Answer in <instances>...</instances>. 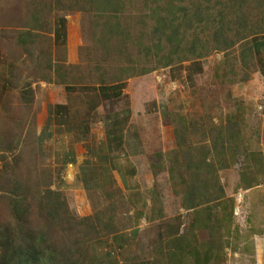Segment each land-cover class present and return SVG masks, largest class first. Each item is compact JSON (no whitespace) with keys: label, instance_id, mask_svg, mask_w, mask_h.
<instances>
[{"label":"rangeland","instance_id":"374dc122","mask_svg":"<svg viewBox=\"0 0 264 264\" xmlns=\"http://www.w3.org/2000/svg\"><path fill=\"white\" fill-rule=\"evenodd\" d=\"M118 1L117 5L124 11L121 16L124 22L122 29L129 33V37L103 36L100 20L104 19L91 11L89 0H61L63 6H70L67 11L53 8L56 0H0V48L13 61L15 81H21L20 88L12 99L6 101L0 113V226L15 230L17 219L11 207L13 195L25 197L21 208L29 206V211L23 216V223L34 231L46 228L52 240L51 250L65 248L73 239L68 237L69 234L66 237L61 233L59 228L62 225L57 222L50 229L44 227L50 222L46 223L47 217L38 204L40 196H46V191L52 190L60 195L67 211L78 218L92 215L96 207L101 213L108 214L111 211L112 215L113 207H117L116 217L113 218L117 229L108 232L105 228L108 217H104L100 225L107 235L102 232L101 237L84 244L85 261L87 257L89 259L88 251L94 241L108 240L111 235L120 232L117 221L128 214L134 215L135 211H142L147 220L143 219L135 225L138 226V238L150 249L159 252L160 248L164 249L168 244L171 250L173 238L183 236V256L191 258L190 254H194L198 259L203 258L204 261L199 264H264V54L255 53L254 50L251 53L252 43L260 40L264 33H248L250 28L256 30L259 27L256 22L264 16L260 12L264 2L213 0L207 6L200 5V9H211L206 17H199L203 20L196 21L194 26L202 32V39L207 38L203 40L208 41V47L214 45L210 32L220 23L215 22L219 12L223 19L230 22L231 29L223 27L224 35L231 34L232 39L234 35L237 38L246 35V38L238 39L236 46L227 52L211 50L205 58L183 62L168 57L172 60L168 66L159 67V64L145 56L146 53L156 52L155 48L160 46L157 44L159 33L154 30L156 16L150 17L151 10L157 5L156 0ZM200 1L173 0L176 6L171 7L181 13L179 7L195 6ZM147 3L152 6L144 8ZM50 5L52 8H49ZM46 6L49 9L44 11ZM62 14L74 20L80 15L79 23L76 20L68 21V25L71 22L75 27L80 25L78 39L81 44L71 64L59 63V55L55 52L58 49L53 42V19ZM104 17L109 18V15ZM46 19L51 22L48 26L51 31L41 28ZM205 19L212 22L208 25ZM34 20L40 23L35 30L32 29ZM139 20L142 24L137 25ZM192 31L190 29L186 34L190 35ZM25 33L34 36L25 38ZM191 38L197 39V36L194 34ZM241 43H247V49ZM171 50L170 47L165 50L161 47L157 51L168 54ZM241 53L249 56L245 64H242ZM147 69L151 71L143 75L142 72ZM220 73L224 76L220 77ZM117 80L122 83L133 81L132 85H136L134 81H140L143 88L144 85L147 88L148 84L152 87L147 97L141 98L144 103L150 104L143 124L155 133V136L147 135L143 140L148 142V163L155 160V154L170 153L175 149L173 129L179 116L188 125L185 147L195 149L202 144L210 149L212 136L219 133V138L222 141L225 139L224 151H233L234 155L228 158L232 159L229 168L218 172L225 197L223 202L211 205L213 216L208 227L203 224L202 216L195 218L198 210L181 208L178 194L181 191L178 184L169 180L172 174L167 172V161L160 162L159 165L164 163V169L158 166L157 174H154L150 164L145 173L144 169L140 172V178L144 181H140L143 183L140 191L123 193L119 188V192L124 194L121 200L107 181L113 175H110L111 171L106 165L104 167L108 170L100 172L99 178L101 176L106 180L103 189L108 191L97 194L92 190L88 192L75 179L82 167L101 166L98 156L103 155L107 163L104 138H97L95 134L89 143L87 140V144L81 145L85 159L80 166H74L69 171L70 176L65 174L63 180L61 176L65 168L52 164L53 155L43 157L36 127L42 102L47 97L41 95L46 86H40L39 83L88 85V81H92L91 85L95 86L98 81H102L101 86H108L116 84ZM127 102L126 97L122 104L127 107ZM106 105L113 108L110 102ZM229 133L232 137L238 135L239 142H235L232 137L228 142ZM67 139H63L64 143ZM252 152L261 156L263 165L256 170L262 169L256 174L262 176L258 177L259 185L243 189L239 174ZM182 153L179 151L177 154L180 159ZM117 185L115 183V187ZM219 219L223 221L220 223ZM163 253L166 251L163 250ZM156 257L166 264H179L168 262L163 254ZM186 263L191 264V261L188 259V262H183Z\"/></svg>","mask_w":264,"mask_h":264},{"label":"trees","instance_id":"16d2710c","mask_svg":"<svg viewBox=\"0 0 264 264\" xmlns=\"http://www.w3.org/2000/svg\"><path fill=\"white\" fill-rule=\"evenodd\" d=\"M264 2V0H261ZM118 0H89L91 11L94 12L97 16H100L104 19L100 20L101 22V32L103 36H117L120 38H124V36L129 37V33L122 29V25L124 22L121 21V16L124 14V11L121 10V6L117 5ZM213 0H201L200 4H196L195 6L179 7L181 13H178L176 10L172 9L171 6H176L173 4V0H156V7L154 10H151L150 17L156 16L154 25L155 29L159 33V37L157 39L158 46L160 45L162 49H167L170 47L172 50L169 51L168 54L165 52L159 53L157 50L161 49L159 46L156 52L151 54L146 53L145 56L152 61H155L159 64V67L163 65V67L168 66V64L172 61L169 58L174 57L176 60L183 62L185 60L191 59H202L205 58L206 54H210L211 50H218L219 52H227L230 49H233L238 39H245L246 35H240L238 38L234 35L233 39L231 34L229 36L224 35L223 27L226 26L227 29L230 28V22L223 19L219 12L215 22H220L215 25L217 27H213L211 31V37L213 39L214 45L213 47H208L209 44L207 38L202 39V32L195 29L196 21H202L201 17L208 13V10L211 9H200V5L207 6ZM151 3H147L144 8H150ZM43 7V6H42ZM70 6H63L61 0H56L54 9L67 11ZM52 8V5L49 6ZM48 6L44 7V11L49 9ZM68 8V9H65ZM73 9V8H72ZM89 10V7H88ZM179 10V12H180ZM222 12V11H221ZM264 14V8L260 10ZM108 14L109 18H105L104 15ZM148 17H145L147 19ZM226 18V17H225ZM206 24H210L211 22L208 19ZM39 20H34L32 29H38L40 25ZM141 20L138 21V24H142ZM144 22V21H143ZM50 21L45 20L44 27L46 31H51ZM258 24V28L256 30H252L250 28L249 34H262L264 33V16L261 17L259 21L256 22ZM214 25V24H213ZM245 26V23L243 24ZM192 29L190 35L186 33ZM256 32V33H255ZM31 34V33H30ZM197 36V39L191 38L193 35ZM25 38L34 36H29L28 33H25ZM209 37V38H211ZM142 37H140L141 39ZM249 36L247 37V39ZM139 39V40H140ZM138 40V41H139ZM34 41V40H32ZM212 41V40H211ZM102 42V41H101ZM36 44H34L35 46ZM167 45V47H165ZM243 48L247 49V43L240 44ZM254 50L253 46H251V53ZM169 57V58H168ZM242 64H245L248 61L247 54L241 53ZM163 60H167L164 61ZM158 66V65H157ZM124 68V67H123ZM148 70V69H147ZM145 71V70H144ZM151 70L146 72H142V74H147ZM224 74L220 73V77H223ZM92 81H88V85H91ZM102 81H98V84L101 85ZM117 83L118 82L117 80ZM196 130H194V133ZM174 140H175V149L171 150L170 153H157L154 155L155 160L151 161L150 168L154 170V174H157L158 166H161V170L164 169V163L159 165L160 162L167 161L169 163L167 167V172L172 174L169 176V180L173 181L174 184H178L181 192H178L180 196V206L182 209L187 211L189 210H198L197 216L195 218H199L202 216L203 224L208 227V224L211 223L212 218V206L215 203L223 202L225 197L224 189L220 183L218 172L229 168L230 161L232 159H228L232 157V150L224 151V140L220 139V134L218 133L215 137L212 136V147L207 149L204 145L200 144L194 148H187L184 144L187 142L188 138V125L185 119H180V116L177 118L176 126L173 129ZM230 137L228 136V142L230 141ZM236 142L240 140L238 135L234 134L232 137ZM90 148V147H89ZM92 150V149H91ZM89 151V149H88ZM181 154V159L177 154ZM89 153V152H88ZM91 153V151H90ZM211 153V154H209ZM103 154V152H102ZM186 154V155H185ZM91 155V154H90ZM251 158H248V162L242 167L241 172L239 174L240 184L243 185V189H249L259 185V176L262 174H256V170L259 166L263 165L261 156L257 155L256 152H252L250 154ZM260 156V157H259ZM101 160L102 165L97 167H89L85 169L82 167L78 171V175L76 176V180L82 183L83 188L88 192H94L97 194L100 191H108L103 189L105 186L106 180L102 179L101 176L99 178L100 172L104 170H108L104 165H107L106 160L103 155L98 156ZM180 159V160H179ZM158 167V168H157ZM109 168V167H108ZM110 170V169H109ZM178 171V172H176ZM111 175V172H110ZM187 176V177H186ZM113 178V177H112ZM109 177L110 185L112 184V191L119 197L121 200L123 199L121 192H119V188L115 187V181ZM114 179V178H113ZM103 180V181H101ZM241 185V186H242ZM92 190V191H91ZM25 197H18L17 195H13L12 200V212L15 218L17 219L15 230L11 228H3L0 226V264H85V250L83 253L84 244L87 242H91L98 237H101L102 232H104V227H101V222L104 220V217H108V225L105 228L108 230L113 228L117 229L115 219L116 214L115 211L117 207H113L112 215L111 211L108 214L104 212H100L99 208L96 207L92 211V215L88 217L78 218L75 215L69 213L65 206L63 200H61L60 195L52 190L46 191V196H40L39 198V208L44 212L47 217L46 223L50 222L49 225L44 226L49 229L52 228L55 222L62 225L59 230L66 237H71L73 241L70 240L69 244L65 246V248H60V251L54 249L51 250L50 243L52 242L49 237V233L46 228L43 230L42 228L37 229L36 231L27 228V226L23 223L25 220L23 219L26 214H28V207L21 208L22 200ZM111 215V217H110ZM206 217V218H204ZM142 219H146L144 213L142 211H135L134 215H132V220L134 224H137ZM218 219V217L216 218ZM195 220V219H194ZM200 220V219H199ZM204 220L207 222L204 223ZM222 219H219L218 222H222ZM195 222V221H193ZM111 224V225H110ZM196 225V224H195ZM48 229V230H49ZM111 230V231H112ZM110 231V232H111ZM75 233V235H74ZM105 233V232H104ZM107 235V233H105ZM174 242V243H173ZM185 240L183 236L173 238V241L170 243L172 245L171 250L167 245H165L164 249L160 248L159 255L163 254L165 258H167L168 253V262H179V264H183V262H188V259L191 261V264H199L204 261V259H198V257L194 254H190L191 258H185L183 256L184 252L182 250V246ZM86 248V247H85ZM62 250V251H61ZM163 250L166 253H163ZM183 258L185 260H183ZM196 258V260H195ZM173 259V261L171 260ZM194 259V260H193ZM183 260V261H182ZM162 260H144L140 264H163ZM171 264V263H169ZM187 264V263H186Z\"/></svg>","mask_w":264,"mask_h":264},{"label":"crops","instance_id":"0c3cea01","mask_svg":"<svg viewBox=\"0 0 264 264\" xmlns=\"http://www.w3.org/2000/svg\"><path fill=\"white\" fill-rule=\"evenodd\" d=\"M79 16L75 18L76 23H79ZM69 20L75 21L62 14L53 19L52 24L53 42L58 49L55 52L59 55V63L64 64L75 61L76 49L81 44L78 39L80 25L75 27L72 22L68 25ZM252 46L255 53L264 54V35L254 41ZM262 72L264 74V60ZM131 82L108 86L39 83L40 86H46L41 95L47 99L43 100L37 118V139L43 157L53 155L52 164L65 168L62 180L65 174L71 175L69 171L74 166L82 164L85 157L81 145L87 144V140L89 143L96 134L97 138L106 140L107 165L118 188L123 193L142 189L140 172L144 169L145 173L149 165L148 142L143 140L147 135L155 136V133L143 124L150 104L144 103L141 98L145 99L152 87L148 84L147 88L145 85L143 88L140 81H134L136 85ZM20 86L21 81L14 79L13 61L0 48V113L6 101L13 98ZM126 97L127 107L122 104ZM108 102L112 109L106 105ZM67 137L65 144L63 139ZM117 223L120 232L114 233L108 240L94 241L85 264H140L144 260H157V249L147 248L138 238V226L133 223L131 214Z\"/></svg>","mask_w":264,"mask_h":264}]
</instances>
